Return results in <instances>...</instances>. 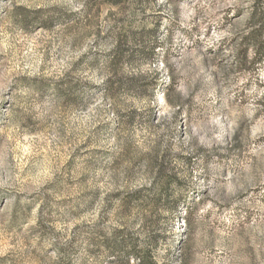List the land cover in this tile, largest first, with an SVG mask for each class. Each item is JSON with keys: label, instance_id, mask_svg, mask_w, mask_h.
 <instances>
[{"label": "rangeland", "instance_id": "374dc122", "mask_svg": "<svg viewBox=\"0 0 264 264\" xmlns=\"http://www.w3.org/2000/svg\"><path fill=\"white\" fill-rule=\"evenodd\" d=\"M252 7L0 0V264H264Z\"/></svg>", "mask_w": 264, "mask_h": 264}, {"label": "trees", "instance_id": "16d2710c", "mask_svg": "<svg viewBox=\"0 0 264 264\" xmlns=\"http://www.w3.org/2000/svg\"><path fill=\"white\" fill-rule=\"evenodd\" d=\"M264 0H253V7L251 11L250 16V24L252 25L255 23V21L258 20L259 26L261 31L264 29ZM251 25V26H252ZM252 29L248 31L242 38L243 44L246 45L249 41L252 43L253 46H256V52H258V58L263 60L264 59V41L258 40L260 38V35H258L259 30L255 29V27H251ZM251 44H247V48ZM262 49V50H261ZM161 175L158 176V178H155L153 187L148 189V192L152 194L153 196V202L156 205L159 204H165V206L169 207L171 210H173L174 213L178 212L179 209V201H171L170 195L168 194V183L163 179ZM141 191L135 192L133 195L140 194ZM186 197H184L185 199ZM122 247L125 248V253L127 254L126 262H130L132 257H129V255L133 256L135 260L139 262V264H157L153 261L151 253H149L147 250H144L142 248L138 249L136 245L127 243L126 240L122 241ZM130 248V249H129ZM125 260V259H124Z\"/></svg>", "mask_w": 264, "mask_h": 264}]
</instances>
